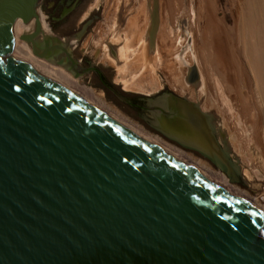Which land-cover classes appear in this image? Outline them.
<instances>
[{"label":"water","instance_id":"1","mask_svg":"<svg viewBox=\"0 0 264 264\" xmlns=\"http://www.w3.org/2000/svg\"><path fill=\"white\" fill-rule=\"evenodd\" d=\"M40 2L0 0V264H264L257 208L3 45L20 16L34 55L94 70L43 32Z\"/></svg>","mask_w":264,"mask_h":264},{"label":"bare ground","instance_id":"2","mask_svg":"<svg viewBox=\"0 0 264 264\" xmlns=\"http://www.w3.org/2000/svg\"><path fill=\"white\" fill-rule=\"evenodd\" d=\"M150 1L151 9L149 8L148 12L147 4ZM123 2L129 3L127 6L123 5L128 11L136 4L137 9L132 13L131 22L137 30L133 36L128 37L126 34L117 32L108 34L105 42L108 45L104 44L102 56L109 64L118 68L122 77L130 73L127 79L132 80L129 82L134 84L132 85L135 90L138 89L135 85L153 86L158 79L155 76L156 71L161 70L163 79L171 88L195 102H205L203 107L208 110L212 118L210 123L216 129L226 152L237 159L236 162L239 167H242L244 176L250 181H255L260 175L264 178V0H228L230 7L233 8L231 27H228L223 19L215 16L216 0H119L120 4ZM121 10L123 11V8L117 16L113 17L116 19L112 18L114 23L121 22L122 18L124 20L122 15L124 11ZM38 17L43 32L52 35V31L46 26L40 14ZM148 17L150 35L143 37L144 35L141 36L140 33L146 27ZM181 18H186V25L192 27L194 31V57L201 67L200 79L193 83H185L180 79L181 69L174 63L176 56L174 53L178 47L180 60L186 61L188 58L187 45L184 43L187 31L185 28L178 29L176 25ZM19 21L21 37L14 41L4 40L2 43L7 49L17 53L29 64L39 68L42 73L74 92L90 105L118 119L156 147L202 173L229 193L242 198L264 215V204L254 202L248 195L241 194L230 186L223 173L213 172L204 160L186 154L184 150L170 145L171 143H165L149 134L147 136L144 131L131 125L132 123L130 124L116 107L102 101L101 92L97 94L91 86H81L80 78L85 73L75 76L66 66L34 55L23 39L31 26L28 27L22 23L20 16ZM107 22L106 16L100 29L105 27ZM4 27L6 23L0 17V29ZM64 43L73 57L74 40L68 39ZM123 43H125L124 46ZM77 62L79 63V60ZM137 76L143 78L136 80ZM124 83L127 84L128 81ZM181 102L189 106L193 104L185 100ZM199 113L205 122V117L201 112ZM189 117L178 115L177 120L184 123L185 128L188 129H184V136L177 134L183 136L178 138L184 139L191 145L212 151L209 144V139L212 137L209 127L207 128L204 124L206 128L203 132ZM173 125L170 126L171 129L168 126L166 131H172ZM194 131L198 132L206 142L195 136Z\"/></svg>","mask_w":264,"mask_h":264},{"label":"rangeland","instance_id":"3","mask_svg":"<svg viewBox=\"0 0 264 264\" xmlns=\"http://www.w3.org/2000/svg\"><path fill=\"white\" fill-rule=\"evenodd\" d=\"M151 3L152 2L150 1V5L147 4L149 6H147L148 12L151 9ZM128 4H125V2H123V4H120L119 0H84L64 18L57 20L55 18L59 16V9L54 11L51 8L52 3H49V0H45L42 6H39L38 14H40L46 26L52 31V35L59 37L62 41H66L68 39L74 40V47H72V52L74 57L79 60L80 63L84 64V66L92 65L100 69L107 84L112 85L120 93L130 95L139 106H146V103L153 102L156 96L161 91L176 93L181 97L183 96L185 98L183 100H186L189 103L191 102V104L193 103L192 105H194V107L201 111L202 115L205 117L206 127H209V131L212 137L211 139H209L208 137V139L211 144L210 146L212 147V151H208L204 148L191 145L184 139L178 138L174 134H171L169 131L167 132L156 119V113H153V111H151L150 109L145 110L141 109L140 107L135 108L132 106H127L120 102L118 99H115L110 92L106 91V89L102 85L101 80H99L94 73H85L80 78L81 86H91V88L97 94L101 92V94L103 95L102 101L113 106L114 108L116 107L119 113L130 124L132 123L131 125L144 131L147 136L150 135L151 137H155L165 143H171L170 145H174L176 146V148L181 149L182 151L184 150L186 154H190L197 159L204 160L208 164V166H210L213 172L217 171L223 173L226 176L230 186L237 189L241 194L248 195V197L254 202L264 204V178L260 177V175L256 177L255 181H250V179H247L244 176L242 167H239L238 163L236 162L237 159H235L232 154L226 152L223 144L221 143V140L219 139L216 129L210 123V120L212 118L208 113V110L203 107V104L205 102H200L201 104L195 102V100H192L191 98L171 88L170 85L163 79L164 76L161 70L156 71L157 75L155 76L156 79H158L155 80L153 86L150 87L148 85H135V87H138L139 89L135 90L133 88L134 84H130L129 82L132 80L127 79L130 73H127L128 75L126 74L122 77V75L118 72V68L112 64H109V62H107V59L102 56L104 54V44L108 45V43H105L107 41L106 38L108 34H114L117 32L118 34H126V36L128 37L129 35L133 36L135 30H137L135 26H132L133 22H131V16H133L132 13L137 9L136 4L134 3L135 5L131 8L130 11L127 10V7L123 6H127ZM120 7L123 8L124 11L123 12L121 10L124 13L122 14L124 15V20L123 18L121 20L122 24H120V21H116L118 23L113 22V19H116L113 17L117 16V13H120ZM232 12L233 8L230 7L228 0H216L215 16L219 19H223L228 27L232 26ZM106 16L108 22L105 27L100 29L101 24L104 22ZM149 22L150 19L148 17L145 25L146 27L140 33L141 36L144 35L143 37H146L149 34ZM180 22H182V24ZM84 24L86 25V29L81 31V28ZM186 24V18H181L176 23L178 29L185 28V31H187L186 36L184 37V43L185 45H187L186 53L188 55V58L186 61L180 60V48L178 47L176 49L177 52L175 51L174 53L176 54L174 63L178 64L181 69L179 73L180 79L185 83H193L200 79L199 71H201V67L194 57V31L192 30V27L190 28ZM124 45L125 43H123V46ZM177 59L178 61H180L178 62ZM142 78H138V76L135 77L136 80ZM135 79L133 77V81ZM124 81H128V85L125 84ZM213 140L215 141L213 142Z\"/></svg>","mask_w":264,"mask_h":264},{"label":"flooded vegetation","instance_id":"4","mask_svg":"<svg viewBox=\"0 0 264 264\" xmlns=\"http://www.w3.org/2000/svg\"><path fill=\"white\" fill-rule=\"evenodd\" d=\"M44 1L45 0H41V2H40L41 6L44 3ZM82 1H84V0H58V1L49 0V3L50 2L52 3L51 8L54 11L59 9V16L57 18H55V19L59 20V19L64 18L68 13H70L74 8H76V6L79 5ZM85 24L83 25V26H85L84 29H86V25ZM83 26H82V28H83ZM82 28H81V31H82ZM73 57H74V55H73ZM79 64L84 66V64L80 63V61H79ZM88 66H92V65H88ZM84 67H87V66H84ZM92 67H94V70H91L89 72L94 73L95 76H97L98 79L101 80L103 87L106 89V91L110 92L111 95L115 99H118V98L115 96V94L107 86H110L118 94H120L121 96H123L125 99L128 100V102H125V101H122V100L118 99L123 104H125L127 106H132V107H135V108H137V107L139 108L140 107L141 109H145V110L150 109L151 111H153V113H156L155 117H156V119L158 120V122L160 123V125L163 128L167 129L171 125L174 124L173 125L174 128L172 127L173 130L169 131V132L174 134L175 136L183 137L184 136L183 132H185L184 129H187V128H185L184 123H182L181 121L177 120L178 115L181 116V117L184 116L186 118L190 116L189 118L192 119L194 123L196 122L195 123L196 127L200 128L201 131H203L206 128L205 125H204L205 122L203 121L204 119L201 117V115L199 113L201 111H199L196 107H194V105H192V106L190 105L189 106V105H185V103L183 104L181 102L183 99H185L183 96H182L183 97L182 98L180 95H178L176 93L161 91L156 96V98L154 99L153 102L146 103L147 104L146 106H139L137 104V102H135L134 99L130 95L124 94V93H120L112 85L107 84L105 82L104 78H103V75H102V72H101L100 69H98L95 66H92ZM202 121H203V123H202ZM170 129H171V127H170ZM186 132H189V131H186ZM177 134H182L183 136L182 135L180 136V135H177ZM194 134H195V136L199 137L201 139V141L206 142L204 139H202V136L200 134H198V132L196 133L194 131Z\"/></svg>","mask_w":264,"mask_h":264}]
</instances>
